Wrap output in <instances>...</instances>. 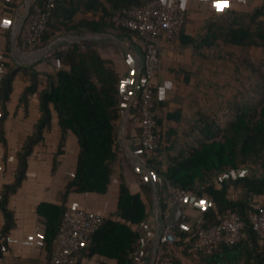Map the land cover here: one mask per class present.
<instances>
[{
    "label": "trees",
    "instance_id": "16d2710c",
    "mask_svg": "<svg viewBox=\"0 0 264 264\" xmlns=\"http://www.w3.org/2000/svg\"><path fill=\"white\" fill-rule=\"evenodd\" d=\"M145 1L106 0V4H102L99 0H58L41 36V47L68 33L96 34L109 28L118 36L136 38L135 33L112 23L111 17L121 7ZM42 2L33 0L31 9ZM226 16L207 22L203 35L199 37V46L209 48L220 42L237 48H264V1L250 12H227ZM20 38L16 39L17 45ZM193 41L196 39L188 40L189 43ZM141 52L143 54L142 44ZM53 58L59 66L53 74H40L27 66H7L2 81L0 142L4 146L7 103L15 77L24 75L30 82L18 99L24 107L28 96L37 91L41 76L45 77L47 87L39 92V117L16 152L13 181L1 190L0 262L5 258L3 249H9L7 236L15 227L13 213L7 208L8 199L26 179L28 157L43 141V132L50 128L52 112L56 114L61 131L52 159V173L63 154L66 132L77 138L78 155L74 174L60 194L61 203L41 202L36 207L37 215L45 224L42 234L45 264H49L52 241L68 196L72 193L104 194L114 173L118 157L117 123L121 118L118 106L121 79L118 73L112 62L103 59L97 46L90 41L68 43L54 52ZM242 67L251 70L252 64L242 59ZM160 106L161 103L154 98L157 147L148 154L149 170L172 186L197 196H209L211 205L204 213L208 224L217 222L224 213L232 212L244 222L246 230V238L237 244L220 245L211 254L199 253L196 256L183 251V256L193 264H264V240L258 239L248 221V214L253 210L249 197H262L264 203V86L257 104L237 102L233 105L234 116L224 128L214 119L201 118V124L188 129L184 134L186 140L181 143L176 140L173 130L165 129L159 114ZM239 170L245 174L235 179L219 180L216 177L221 172ZM158 197L165 210L166 204L162 202L165 194L160 192ZM146 202L152 203V192L145 182L139 186V192L134 193L120 177L115 211L80 248L75 264H82L83 260L92 257L97 259V264H134L133 255L140 249V235L135 227L147 217ZM179 235L181 241L162 248L155 264H182L175 252L184 247L185 234Z\"/></svg>",
    "mask_w": 264,
    "mask_h": 264
},
{
    "label": "crops",
    "instance_id": "0c3cea01",
    "mask_svg": "<svg viewBox=\"0 0 264 264\" xmlns=\"http://www.w3.org/2000/svg\"><path fill=\"white\" fill-rule=\"evenodd\" d=\"M99 1L106 4V0ZM162 1L168 3L170 0ZM263 1L180 0L186 9L187 18L177 37L160 42V64L154 89L155 101L161 103L159 114L165 129L173 130L178 142L186 140L184 134L191 127L200 125L201 118L214 119L223 127L234 116L233 105L237 102L242 104V48L220 42L209 48L199 46L198 40L207 22L219 16L227 17V12H250ZM21 4V0H0V28H4L0 34V46L5 50L6 66H27L40 74H53L59 67L54 61V52L63 49L70 40L90 41L97 46L103 59L112 62L121 79L118 106L124 110L117 123L118 157L108 188L109 199L115 209L120 177L125 179L132 192H139L132 173V155L137 151L135 136L139 134V127L134 117L126 116L129 86L132 85L126 78L132 76L135 80L137 69L142 65L141 44L118 36L115 30L109 28L96 34L68 33L58 37L66 42L63 43L65 45L61 43V46L58 42L46 57L41 55L42 52H29L20 45L17 47L13 38L15 24L22 15ZM189 39L196 41L189 43ZM14 47L20 51H15ZM29 83L26 76H16L7 103L8 115L3 129L6 145L0 142V152L4 155L7 172L16 167V152L39 117V92L47 87L45 77L41 76L37 91L28 96L24 107L18 99ZM64 137L63 154L59 156V163L52 173V159L61 138L56 114L52 112L50 128L43 132V141L34 147L28 157L26 179L8 199L7 208L13 213L15 227L10 232V248L0 264L46 263L44 250L39 248L37 241L39 235L35 233L39 228L44 229L45 224L37 215L36 207L41 202L59 205L60 194L72 177L71 172H74L77 162L78 143L71 132H66ZM7 172L2 174L5 185L13 181ZM99 198L94 193H72L67 200L80 208L96 209L100 205ZM142 198L145 200L143 195ZM2 225L0 213V228Z\"/></svg>",
    "mask_w": 264,
    "mask_h": 264
},
{
    "label": "built area",
    "instance_id": "2783aa9c",
    "mask_svg": "<svg viewBox=\"0 0 264 264\" xmlns=\"http://www.w3.org/2000/svg\"><path fill=\"white\" fill-rule=\"evenodd\" d=\"M57 1L43 0L41 4L32 9L33 0L23 1L21 4L22 15L16 22L13 31L15 41L18 36L21 37V48H27L29 52H42L41 55L46 57L56 44L62 41L57 38L45 47H41V36L47 29L48 21ZM186 18V9L180 0H170L168 3L162 0H146L139 5L132 4L121 7L111 17L112 23L136 34V38H131V40L133 42L141 41L143 50L142 65L137 69L135 80L132 76L126 78L132 84L129 86L130 95L126 103L128 109L126 116L134 117L140 130L139 134L135 136L137 151L132 155L134 182L138 189L142 182H145L152 192V203L146 202L147 217L144 222L135 227L140 235V249L133 255L134 264H155L162 248L173 246L181 241L180 233L185 234L184 247L182 250L176 251L175 255L181 260L183 251L192 256L199 253L211 254L220 245L237 244L246 238L245 224L238 215L226 212L219 217L217 222L208 224L204 213L211 205L209 196L204 194L197 196L185 189L172 186L163 178L152 173L147 167L148 154L157 147L156 112L153 110V101L155 80L160 64V42L171 41L177 37ZM3 30L4 28H0V34ZM71 42L73 41H68V43ZM17 47H14V50L20 51ZM5 62V50L0 46V90L7 71ZM121 109L124 110L123 107ZM15 169L16 167L11 168L7 172L4 155L0 152V201L1 190L5 185L2 182V174L7 172L10 178H14ZM244 172L243 170L226 171L218 173L216 177L219 180L235 179V177L245 174ZM73 174L74 172H71L72 176ZM108 192L98 194L100 205L96 209L80 208L66 200L58 231L52 241L49 264H75L80 248L115 211ZM160 192L165 194L162 200L166 204L165 210L160 205L158 197ZM88 194L90 193H84V195ZM248 202L253 208L248 214L249 225L258 239L263 241V198L251 195ZM174 203L177 204L180 215L175 225L167 228L165 221ZM35 233L39 235L37 240L39 248L43 249V228L35 230ZM10 234L7 236L8 248H10L11 242ZM8 250L3 249V254H7Z\"/></svg>",
    "mask_w": 264,
    "mask_h": 264
},
{
    "label": "rangeland",
    "instance_id": "374dc122",
    "mask_svg": "<svg viewBox=\"0 0 264 264\" xmlns=\"http://www.w3.org/2000/svg\"><path fill=\"white\" fill-rule=\"evenodd\" d=\"M23 1L24 0H22V3ZM61 43L63 44L66 42L60 41L59 45L62 46ZM242 59L252 64L251 70L244 71L243 69L245 68L242 67V102L257 104L264 86V48H242ZM96 262L97 259L92 257L83 260L82 264H97ZM182 264H193V261L182 256Z\"/></svg>",
    "mask_w": 264,
    "mask_h": 264
},
{
    "label": "water",
    "instance_id": "95a60500",
    "mask_svg": "<svg viewBox=\"0 0 264 264\" xmlns=\"http://www.w3.org/2000/svg\"><path fill=\"white\" fill-rule=\"evenodd\" d=\"M79 39V37H78ZM180 215V210L176 203L172 204L168 216L165 221V225L167 228H171L175 225L176 221L178 220Z\"/></svg>",
    "mask_w": 264,
    "mask_h": 264
}]
</instances>
